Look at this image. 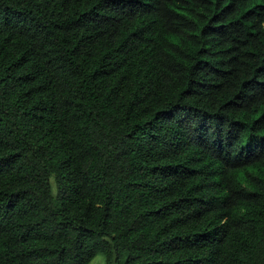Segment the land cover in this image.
<instances>
[{
  "label": "trees",
  "instance_id": "obj_1",
  "mask_svg": "<svg viewBox=\"0 0 264 264\" xmlns=\"http://www.w3.org/2000/svg\"><path fill=\"white\" fill-rule=\"evenodd\" d=\"M97 254L264 264V0H0V264Z\"/></svg>",
  "mask_w": 264,
  "mask_h": 264
},
{
  "label": "rangeland",
  "instance_id": "obj_2",
  "mask_svg": "<svg viewBox=\"0 0 264 264\" xmlns=\"http://www.w3.org/2000/svg\"><path fill=\"white\" fill-rule=\"evenodd\" d=\"M52 184H54L52 182ZM55 188L53 189V191ZM88 264H106L104 257L101 254H97Z\"/></svg>",
  "mask_w": 264,
  "mask_h": 264
}]
</instances>
